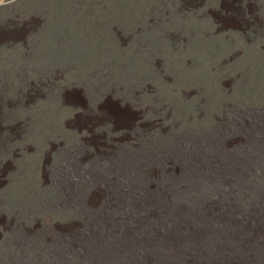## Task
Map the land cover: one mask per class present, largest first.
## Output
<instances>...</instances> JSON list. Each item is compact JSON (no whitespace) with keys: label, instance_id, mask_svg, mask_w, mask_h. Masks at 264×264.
I'll use <instances>...</instances> for the list:
<instances>
[{"label":"rangeland","instance_id":"374dc122","mask_svg":"<svg viewBox=\"0 0 264 264\" xmlns=\"http://www.w3.org/2000/svg\"><path fill=\"white\" fill-rule=\"evenodd\" d=\"M0 264H264V0H0Z\"/></svg>","mask_w":264,"mask_h":264}]
</instances>
